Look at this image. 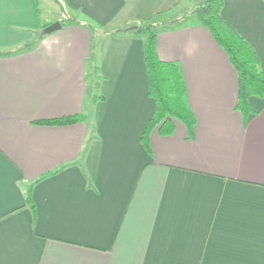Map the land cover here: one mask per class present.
<instances>
[{"label": "crops", "instance_id": "crops-1", "mask_svg": "<svg viewBox=\"0 0 264 264\" xmlns=\"http://www.w3.org/2000/svg\"><path fill=\"white\" fill-rule=\"evenodd\" d=\"M53 1L74 22L0 57V264H264V97L246 120L235 110L236 71L190 15L198 0ZM222 2L264 72V0ZM153 20L196 124L191 138L178 121L154 129L146 151L155 103L143 41L123 31ZM40 22L38 0H0V53ZM73 115L84 120L38 124Z\"/></svg>", "mask_w": 264, "mask_h": 264}, {"label": "trees", "instance_id": "trees-1", "mask_svg": "<svg viewBox=\"0 0 264 264\" xmlns=\"http://www.w3.org/2000/svg\"><path fill=\"white\" fill-rule=\"evenodd\" d=\"M222 0H203L190 15L198 23L208 30L214 42L225 53L230 65L234 68L238 78V94L235 110L239 112L244 120L254 114L248 100L251 97H264V72L253 48L237 34L221 17ZM74 21L64 18L59 23H73ZM49 25V24H48ZM48 25H43L36 39L13 51L0 53V57L19 54L31 50L36 42L43 37L42 30ZM117 33V32H116ZM124 34L138 37L143 41V58L148 79V93L155 103V112L148 121L142 134L141 142L146 151L149 150V135L157 129L159 135L169 136L173 133L174 121L182 123L191 138L196 119L186 99V87L180 67L176 63L163 62L158 58L156 52L157 26L146 24L145 26H134L123 31ZM93 42L87 58L90 72L88 74L90 104L100 99L98 90V68L96 65V38L93 34ZM82 115H73L64 118L39 122L46 126H68L82 122ZM25 202L32 212L34 205L31 200V188L25 192Z\"/></svg>", "mask_w": 264, "mask_h": 264}, {"label": "rangeland", "instance_id": "rangeland-1", "mask_svg": "<svg viewBox=\"0 0 264 264\" xmlns=\"http://www.w3.org/2000/svg\"><path fill=\"white\" fill-rule=\"evenodd\" d=\"M203 0H198L197 1V5L195 6V8H197L199 6V4L202 2ZM38 5H39V11H40V18H41V22H40V28L42 29V26L44 24H52L55 23L56 19H61L63 20L65 16L62 15V10L59 9L60 7L57 6V4H55V2L53 0H38ZM194 8V9H195ZM68 20V18H67ZM155 20L150 21L151 24H153ZM65 24V23H64ZM147 24V22H140L138 25L136 26H145ZM43 32V30H42ZM89 67V65H88ZM88 103H90L88 101Z\"/></svg>", "mask_w": 264, "mask_h": 264}, {"label": "water", "instance_id": "water-1", "mask_svg": "<svg viewBox=\"0 0 264 264\" xmlns=\"http://www.w3.org/2000/svg\"><path fill=\"white\" fill-rule=\"evenodd\" d=\"M60 29H61V24L59 22H55V23L50 24L47 27H45L43 29L42 34L43 35H48V34H51V33L55 32V31H58Z\"/></svg>", "mask_w": 264, "mask_h": 264}]
</instances>
